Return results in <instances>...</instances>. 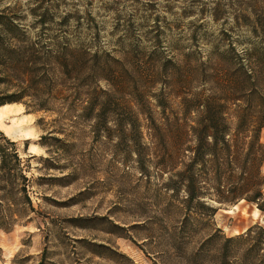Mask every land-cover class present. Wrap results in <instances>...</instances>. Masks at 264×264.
<instances>
[{
	"label": "rangeland",
	"instance_id": "obj_1",
	"mask_svg": "<svg viewBox=\"0 0 264 264\" xmlns=\"http://www.w3.org/2000/svg\"><path fill=\"white\" fill-rule=\"evenodd\" d=\"M231 1L234 7L217 13V4ZM238 6V0H0V10L11 8L31 38H68L75 46L84 44L126 63L135 77L136 66L148 70L168 61L157 84L145 78L151 95L169 94L183 84L184 79L171 76L173 60L188 54L205 60L230 41L238 52L251 47L253 19L237 20ZM257 14L260 21L261 11ZM43 15L51 22L47 30L32 28ZM227 35L229 41L223 42ZM196 69L192 91L210 89L212 84L204 81L208 78L201 79L202 73L207 77L205 68ZM160 101L161 108L150 98L152 111L146 117L152 121L140 116L149 154L145 173L133 153L144 152L133 128L117 147L118 134L96 141L93 123L77 115L33 113L22 104H7L19 112L0 119V132L18 145L35 212L11 232L0 230V264H209L190 259L207 234L218 229L232 238L252 226H264L261 212L245 201L229 206L210 201L218 208L210 226L192 221L183 230L185 212L175 206L166 187L169 175L158 169L167 155L166 135L177 110L174 102ZM18 119L24 121L23 133L12 125ZM54 129L60 133L49 137L61 143L43 139Z\"/></svg>",
	"mask_w": 264,
	"mask_h": 264
},
{
	"label": "trees",
	"instance_id": "obj_2",
	"mask_svg": "<svg viewBox=\"0 0 264 264\" xmlns=\"http://www.w3.org/2000/svg\"><path fill=\"white\" fill-rule=\"evenodd\" d=\"M238 1L236 19H253L251 47L238 52L230 41L227 48L211 51L205 60L194 54L173 60L170 75L184 79L183 84L169 94L153 95L144 85L145 78L157 84L168 61L154 63L148 70L136 66L135 77L126 70V63L101 51L92 52L84 44L75 46L68 38L43 34L31 38L23 19L11 13V8L0 10V107L22 104L33 113L66 111L92 122L96 141L111 139L112 132L118 134L117 147L133 128L144 152H131L145 173L149 154L142 142L140 116L152 121L146 117L152 111L150 98L160 108L161 97L170 100L177 112L166 135L167 155L158 169L169 175L166 187L175 206L185 212L183 230L192 221L210 226L218 211L210 201L220 206L245 201L264 217V0ZM225 6L235 3L217 4V13ZM50 23L43 15L32 28L47 30ZM226 38L223 42L229 41ZM196 68H205L207 77L202 73L201 79L208 78L204 81L212 84L210 89L192 91ZM146 127L151 130L149 124ZM52 133L60 132L54 129L43 139L61 143L60 138L49 137ZM26 172L17 143L0 132V230L4 232L29 222L35 212ZM215 231L207 234L190 259L209 264H264V226H252L232 238Z\"/></svg>",
	"mask_w": 264,
	"mask_h": 264
},
{
	"label": "bare ground",
	"instance_id": "obj_3",
	"mask_svg": "<svg viewBox=\"0 0 264 264\" xmlns=\"http://www.w3.org/2000/svg\"><path fill=\"white\" fill-rule=\"evenodd\" d=\"M17 112H19V109L18 107L15 108L14 105H7V106H4L2 108H0V119L1 118H5V117H9L11 116L12 114H16ZM10 119V118H9ZM13 120V119H12ZM24 121L23 120H14L12 122V125L13 127L16 129V131L20 132V133H23L24 131L22 130V126L23 125ZM11 125V127H12ZM26 125V124H25ZM10 127V128H11ZM13 130V129H12Z\"/></svg>",
	"mask_w": 264,
	"mask_h": 264
}]
</instances>
